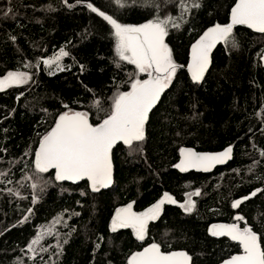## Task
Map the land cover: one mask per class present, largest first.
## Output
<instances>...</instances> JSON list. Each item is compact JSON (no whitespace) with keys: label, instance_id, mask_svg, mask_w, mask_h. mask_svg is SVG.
Wrapping results in <instances>:
<instances>
[{"label":"trees","instance_id":"trees-1","mask_svg":"<svg viewBox=\"0 0 264 264\" xmlns=\"http://www.w3.org/2000/svg\"><path fill=\"white\" fill-rule=\"evenodd\" d=\"M233 2L0 0V77L9 71L31 76L0 91V264H127L130 254L152 243L162 252L186 253L188 264H222L242 254L238 241L209 234L210 225L250 227L264 250V33L233 28L237 46L217 43L199 82L184 68L200 36L227 23ZM99 12L132 26L171 17L164 42L178 68L148 114L144 140L116 145L111 187L92 192L83 181L67 184L52 170L37 172L35 148L59 115L83 112L96 125L116 95L143 79L117 55L115 29ZM60 49L68 52L58 62L63 70L49 72L42 61ZM229 146L230 161L207 174L173 168L181 147L215 152ZM197 190L191 212L164 203L143 241L129 228L109 229L116 208L132 204L138 213L164 193L182 203ZM236 200L242 203L233 208ZM49 228L30 255L29 240Z\"/></svg>","mask_w":264,"mask_h":264},{"label":"snow or ice","instance_id":"snow-or-ice-1","mask_svg":"<svg viewBox=\"0 0 264 264\" xmlns=\"http://www.w3.org/2000/svg\"><path fill=\"white\" fill-rule=\"evenodd\" d=\"M116 3L121 4V0H116ZM143 3L150 4V0H143ZM87 6L93 12L98 11L92 4ZM99 15L115 29L116 52L119 58L135 65L140 73H147L148 78L135 79L131 83L130 91L116 95L111 110L96 125L89 123L88 115L83 112H65L59 115L54 127L41 138L39 148L35 152L37 172L45 173L49 169H54L55 179L58 181L76 182L87 179L91 182L93 191H99L100 188L108 187L111 183L113 146L122 141L131 147L134 141L144 140V126L148 114L159 100L161 93L171 84L178 68L172 59L171 50L164 42V37L168 34L166 26L170 23L171 17L162 20L157 16L156 19L142 25L132 26L118 23L104 12H99ZM172 23L174 27H179L178 24ZM236 25H246L264 33V0H237L231 8L229 23L215 24L192 45L188 71L194 82H199L203 78L209 65V53L217 43L230 42L232 47L237 46L232 37ZM67 55L68 52L60 49L53 59H45L43 64L51 68L55 63L62 71L63 68L58 62L61 57ZM30 79L28 73L9 71L3 79H0V91L6 87L25 84ZM180 151L182 159L175 167L181 171L189 168L210 171L215 165L223 164L231 158L232 147L229 146L216 154H200L191 149ZM32 187L36 188L37 185L33 184ZM199 194V190L188 193L189 199L180 206L186 212H191L195 207L191 197ZM252 195H256V192ZM166 201L176 203L171 195L164 193L160 200L143 212H133L132 204L117 209L111 223L112 231L131 228L136 238L143 241L148 222L159 216L161 207ZM241 203V200H236L232 207L237 208ZM59 219L57 218L55 222L59 223ZM236 219L242 220L243 217L237 216ZM51 231L52 229L49 228L46 232L38 233L28 246L29 250H32L33 245L39 244L45 234H51ZM211 234L228 235L243 247V255L233 256L225 261V264H264L261 237L250 227L241 230L235 224L213 225ZM189 260L190 257L184 252L165 254L161 252L160 245L152 243L142 251L132 254L128 264H187Z\"/></svg>","mask_w":264,"mask_h":264},{"label":"water","instance_id":"water-1","mask_svg":"<svg viewBox=\"0 0 264 264\" xmlns=\"http://www.w3.org/2000/svg\"><path fill=\"white\" fill-rule=\"evenodd\" d=\"M237 2V0H234V2L232 3V5L230 6V8L228 9V14H227V23H229L230 22V12H231V8L234 6V4ZM226 23V24H227ZM236 27H240V28H243V29H246V30H248L249 32H251V33H254V34H261L260 32H258V31H255V30H253V29H251V28H248L246 25H236V26H234V28H236ZM203 35V34H202ZM191 60V58H189V61ZM191 63V62H190ZM190 63H188V64H186L185 65V71L189 74L190 72L188 71V65L190 64ZM162 94V93H161ZM161 96V95H160ZM157 103V102H156ZM156 103H155V105H156ZM155 105L153 106V108L155 107ZM152 108V109H153ZM151 109V110H152ZM54 125H55V123L50 127V129L48 130V131H50L51 130V128L52 127H54ZM47 131V132H48ZM46 132V133H47ZM45 133V134H46ZM44 134V135H45ZM43 135V136H44ZM42 136V137H43ZM40 141H41V139L39 140V142H38V144L36 145V148H35V152L38 150V148H39V143H40ZM118 144H124L122 141L121 142H117L114 146H113V148L116 146V145H118ZM227 147H224L223 149H221V150H219V151H215V152H201V151H195V150H193L192 148H190V147H181V148H179V150H178V152H177V160H176V162H175V164H174V166H173V168L176 170V171H178V172H189V171H192V172H194V173H200V174H207V173H209V172H211L212 171V169L213 168H215V167H220V166H223V165H225L228 161H230V159L231 158H229L225 163H223V164H217V165H215L214 167H212L211 168V170L210 171H203V170H198V169H195V168H189V169H187L186 171H181L179 168H177V167H175V165L176 164H178V163H180V161H181V159H182V156H181V149H191V150H193V151H195V152H197V153H200V154H216V153H220V152H222L224 149H226ZM49 170H52V172H53V175H54V177H55V170L54 169H49ZM85 182L86 183V185H87V188H88V190L89 191H92V192H99V191H103V190H106V189H109L110 187H111V185H112V178H111V183H110V185L108 186V187H102V188H100L99 189V191H93L92 190V188H91V182L90 181H88L87 179H82V180H79V181H76V182H73V181H71V180H64V181H60V182H62V183H67V184H78V183H80V182ZM236 226H237V224H235ZM212 226L213 225H210L209 226V228H208V233L209 234H211V229H212ZM238 227V226H237ZM239 228V227H238ZM241 230H243L244 228H240ZM148 246H150V245H146V246H144V247H142L141 249H139V250H137V251H135V252H138V251H142L145 247H148ZM135 252H133L132 254H134ZM162 252V251H161ZM170 252H182V251H179V250H176V251H170ZM170 252H163V253H165V254H167V253H170ZM132 254H130V256L132 255ZM130 256L128 257V259H127V264H128V260L130 259ZM187 264H188V262H187Z\"/></svg>","mask_w":264,"mask_h":264},{"label":"rangeland","instance_id":"rangeland-1","mask_svg":"<svg viewBox=\"0 0 264 264\" xmlns=\"http://www.w3.org/2000/svg\"><path fill=\"white\" fill-rule=\"evenodd\" d=\"M115 40H116V42H115V46H114V48H115V50H116V44H117V38H116V36H115ZM58 53H56V54H54V55H52L50 58H48V59H53L56 55H57ZM190 58H191V51H190ZM45 60V59H44ZM43 60V61H44ZM261 63L264 65V55H262L261 56ZM43 61H42V63H43ZM43 66L45 67V69L46 70H48L49 72H53V71H56L58 68H57V65L54 63L52 66H51V68H49L48 66H46V65H44L43 64ZM134 66V68H135V70H136V72H138V73H140L137 69H136V67H135V65H133ZM144 74V76H143V79L142 80H144V79H147L148 78V76H147V73H143ZM190 75H191V73H189ZM7 75V73L4 75V76H2V77H0V79H3L5 76ZM7 88V87H6ZM163 197V195L160 197V199ZM159 199V200H160ZM189 199V197H188V195L186 196V198L184 199V201L182 202V203H185L187 200ZM165 203H168V204H175V205H178V206H180L182 203H169V202H165ZM155 204V203H154ZM154 204H152V205H154ZM128 205V204H127ZM126 205V206H127ZM151 205V206H152ZM126 206H123V207H119V208H116L115 209V211H114V213H113V215H112V217H111V219H110V222H109V229L110 230H112L111 229V223H112V220H113V217L115 216V214H116V211H117V209H120V208H124V207H126ZM150 206V207H151ZM181 207V206H180ZM149 208V207H148ZM148 208H146V209H144L143 211H145V210H147ZM182 208V207H181ZM183 209V211H185V209L184 208H182ZM143 211H141V212H143ZM186 212V211H185ZM138 213H140V212H138ZM130 230H131V232H132V234L135 236V233H134V231H133V229H131V228H129ZM39 233H41V232H39ZM38 234V233H37ZM37 234H35L30 240H29V242L27 243V246H26V250H27V252L30 254V255H32L37 249H38V246H39V244H40V242L42 241V239L40 240V242H39V244H36V245H33L32 246V250H29V245L31 244V242H32V240L33 239H35L36 237H37ZM46 236V234L43 236V238ZM222 236H226V237H230V236H228V235H222ZM136 237V236H135ZM231 238V237H230ZM244 253L242 252V254H240V255H243ZM236 256H238V255H236ZM231 259V258H230ZM230 259H228V260H230ZM228 260H226V261H228ZM222 264H225V261L222 263Z\"/></svg>","mask_w":264,"mask_h":264},{"label":"flooded vegetation","instance_id":"flooded-vegetation-1","mask_svg":"<svg viewBox=\"0 0 264 264\" xmlns=\"http://www.w3.org/2000/svg\"><path fill=\"white\" fill-rule=\"evenodd\" d=\"M190 62H191V60H190V61L188 60L187 64L190 63ZM184 68H185V67H184Z\"/></svg>","mask_w":264,"mask_h":264}]
</instances>
